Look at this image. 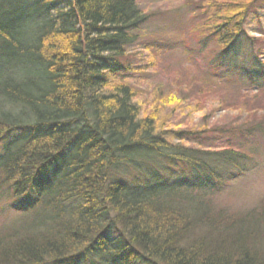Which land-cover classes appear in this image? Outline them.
I'll return each instance as SVG.
<instances>
[{"label": "trees", "instance_id": "1", "mask_svg": "<svg viewBox=\"0 0 264 264\" xmlns=\"http://www.w3.org/2000/svg\"><path fill=\"white\" fill-rule=\"evenodd\" d=\"M0 1V201L20 216L0 227V264H264V198L240 211L214 201L264 149V120L233 127V146L220 151L200 148L212 144L204 129L162 132L164 102L145 110L128 82L151 18L139 0ZM263 11L264 0L207 6L198 42L199 51L212 47L205 84L245 101L264 92L257 75L239 85L212 67L237 58ZM250 41L264 51V36ZM143 152L195 171L150 172L136 185L120 167Z\"/></svg>", "mask_w": 264, "mask_h": 264}, {"label": "rangeland", "instance_id": "2", "mask_svg": "<svg viewBox=\"0 0 264 264\" xmlns=\"http://www.w3.org/2000/svg\"><path fill=\"white\" fill-rule=\"evenodd\" d=\"M225 1L228 0L138 2L141 10L151 15V18L139 42L132 48L133 54L129 62L132 67L139 68H136L137 72L133 76H129L128 82L137 90L139 102L145 110L164 102L159 114L162 132L204 129L212 141L209 147L207 144L206 147H200L195 143L188 145L179 140H170V135L166 134L169 137L168 141L174 145L181 143L190 148L200 147L204 151L225 150L233 146L231 141L233 127L247 121L257 123L264 120V92L252 91L245 101L241 93L228 86L210 87L202 81V73L207 72L210 67L208 53L212 47L208 44L203 46V50H198V42L202 32L206 30L205 24H209L208 19L201 20L200 15L206 11L209 4ZM2 6L4 4L1 2L0 7ZM31 6L35 8L34 4ZM246 34L243 42L237 46V58L231 57L212 66L227 76L229 82H236L239 85L244 82L251 83V79L253 82V74L264 79V67L256 58L261 56L259 53L264 54V51L254 53L250 41L251 37L264 36V11L260 18H253L249 22ZM181 91L184 94H181ZM176 94L181 103H168L166 98ZM234 149L238 150V147L234 146ZM141 155L144 156L138 157L133 164L120 167L121 171L127 173L124 175L125 178H129L128 181L136 185L146 183V173L150 172H155L162 178L179 179L191 177L195 171L185 160L166 159L159 155L150 156L144 152ZM252 155L256 156V161L249 166L248 173L214 197L218 206L240 211L254 206L264 198L263 147L259 146L257 150H252ZM7 207L4 199L0 201V227L16 225L19 222V214ZM81 262L80 264H84L83 260Z\"/></svg>", "mask_w": 264, "mask_h": 264}]
</instances>
